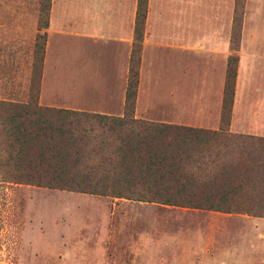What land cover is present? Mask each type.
Here are the masks:
<instances>
[{
  "label": "rangeland",
  "instance_id": "374dc122",
  "mask_svg": "<svg viewBox=\"0 0 264 264\" xmlns=\"http://www.w3.org/2000/svg\"><path fill=\"white\" fill-rule=\"evenodd\" d=\"M127 1L50 0L47 26L41 28L40 0H0V100L29 99L34 45L45 33L38 96L47 66L46 96L116 105L124 92L125 104L137 0H129L135 15L125 74H108L115 64L105 41L84 33L106 34L108 25L96 21H107ZM150 2L134 112L138 103L147 117L220 124L230 56L236 58L234 95L237 74L245 88L256 80L262 85L264 0H147V8ZM162 10L170 17L158 22ZM144 40L152 45L142 61ZM158 40L170 45H153ZM0 264H264V217L0 179Z\"/></svg>",
  "mask_w": 264,
  "mask_h": 264
},
{
  "label": "trees",
  "instance_id": "16d2710c",
  "mask_svg": "<svg viewBox=\"0 0 264 264\" xmlns=\"http://www.w3.org/2000/svg\"><path fill=\"white\" fill-rule=\"evenodd\" d=\"M49 6L40 0L41 28ZM146 11L147 0H137L121 116L39 104L45 33L37 35L29 99L0 100V179L264 217V136L228 129L234 56L227 62L219 128L134 116Z\"/></svg>",
  "mask_w": 264,
  "mask_h": 264
},
{
  "label": "crops",
  "instance_id": "0c3cea01",
  "mask_svg": "<svg viewBox=\"0 0 264 264\" xmlns=\"http://www.w3.org/2000/svg\"><path fill=\"white\" fill-rule=\"evenodd\" d=\"M130 1L128 0L127 2H125L126 4L122 10L112 9V11L108 13L109 18L107 21L105 20L96 21L97 23L102 22V23H105L104 25H108L106 34H98V33H93L90 31L84 33L86 37H89L91 39L93 38L94 41H105V43H103V46H107L109 48L108 52L110 56L108 58L111 60L110 61L111 64H115V66L114 67L112 66L109 68L113 70L103 68L101 72L105 70H106L105 72H107L109 70L107 72L108 74H117V72H119L120 74L122 72H123L122 74L126 73L125 65L127 64L128 57H129L128 48L130 47L129 45L131 44L130 42L131 41V31L133 28L134 15H135L134 1L133 3H131V5H130ZM151 6L152 4L150 2L147 8L149 10L148 11L149 14L151 12ZM229 10L231 11V6ZM167 13L169 12L162 10V13L160 14V19L156 18V21L157 20H159L158 22L166 21V19H163L164 17L169 19L170 16ZM149 20H150V16L148 18V21ZM228 22H229V19L227 21V25H228ZM62 32L63 31L59 29V36L64 34ZM163 44L170 45L169 42L165 43L159 40L156 42H153V45L159 46V47L162 46ZM99 45L101 44L99 43ZM148 45H152V44H150L149 41L144 40L143 51H142V61H144L143 56L145 55L146 47H148ZM122 67H124L125 70L123 69L121 70ZM84 69H87V68H84ZM88 69H91V68H88ZM81 71L83 72L84 70L82 69ZM92 72H93V69L85 70L83 74H92ZM47 74H48V67L44 66L43 77H42V88H41L40 95H39V104L46 105V106L59 107V108L94 111V112H100V113H105L109 115L121 116L123 114L124 92H123V97H122V94H120L121 97L119 99V103L117 102L118 104L116 105L115 104H105V103H99V105H97L94 102H92L93 104H90L91 100H85V99H74L72 103L59 102V99H57L54 96H46L43 85L45 83ZM240 75L241 74H237V82H236L234 102H233L234 115L232 116L231 123L229 124V131L236 132V133L251 134V135H256V136H264V74H262L263 75L262 81H261L262 85L256 84V81H257L256 80L254 86H251L250 84L247 88L241 86V83H239ZM141 80H142V77H140V82ZM139 90H140V87H139ZM245 95L248 96L247 99H244V101L242 102H238V99H243ZM252 95H254L255 97L252 98ZM90 105H94V106H90ZM238 106H240L238 110L239 116H236L235 118V110ZM134 116L144 118V119H149V120L165 121L169 123L192 125V126L205 127V128H211V129L219 128V122H215V120H211V123L209 124L207 123V125H197V124L186 123L183 121H173V120H168V119H157L153 117H147L143 115L141 112H139L138 103L136 104Z\"/></svg>",
  "mask_w": 264,
  "mask_h": 264
}]
</instances>
